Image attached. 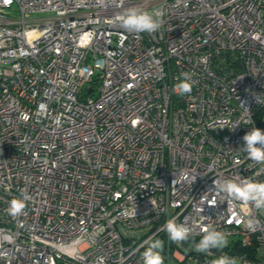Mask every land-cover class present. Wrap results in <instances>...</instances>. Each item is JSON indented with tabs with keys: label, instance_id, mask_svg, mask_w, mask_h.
<instances>
[{
	"label": "built area",
	"instance_id": "1",
	"mask_svg": "<svg viewBox=\"0 0 264 264\" xmlns=\"http://www.w3.org/2000/svg\"><path fill=\"white\" fill-rule=\"evenodd\" d=\"M137 5L163 10L154 35L110 22ZM182 72L194 85L181 96ZM252 127L264 0H0V264H142L149 237L164 264H264V210L210 193L213 179L264 181L239 150ZM172 217L228 246L172 243Z\"/></svg>",
	"mask_w": 264,
	"mask_h": 264
},
{
	"label": "clouds",
	"instance_id": "2",
	"mask_svg": "<svg viewBox=\"0 0 264 264\" xmlns=\"http://www.w3.org/2000/svg\"><path fill=\"white\" fill-rule=\"evenodd\" d=\"M163 16L164 12L161 9L147 10L137 5L116 13L110 22L126 32L137 35L146 33L152 36L166 23ZM177 81L173 90L178 95L182 96L191 93L194 81L188 72H182L177 77ZM243 141L244 146L239 150L246 153V158L253 162L250 167L261 166L256 175L264 174V130L252 127L243 136ZM177 180L173 183L177 182ZM210 193L223 195L230 201L242 202L255 209L264 210V181L257 180L254 177L213 179V189ZM29 198L27 193H22L21 197L12 198L6 211L13 217L20 216L23 214ZM212 205H215V203L213 202L210 206ZM200 211L202 212L203 209ZM126 215L136 217V207L131 213H126ZM163 230L172 243L178 246L188 244L197 253L209 256L212 255L213 249L222 251L229 243V234L217 230L213 225H208L198 230L187 223L178 222L176 217L167 219ZM197 235L200 236L198 241L195 239ZM143 245L142 264H164V256L162 255L164 241L162 239L149 237L143 241ZM96 264H105L104 257H98ZM211 264H237V260L227 254H222L213 259Z\"/></svg>",
	"mask_w": 264,
	"mask_h": 264
},
{
	"label": "rangeland",
	"instance_id": "3",
	"mask_svg": "<svg viewBox=\"0 0 264 264\" xmlns=\"http://www.w3.org/2000/svg\"><path fill=\"white\" fill-rule=\"evenodd\" d=\"M88 85H89V84L87 83V84H86V87H87ZM96 86H97V84L94 85L95 88H96ZM93 96H94V97L97 96V91H96V89H95V92H94V95H93Z\"/></svg>",
	"mask_w": 264,
	"mask_h": 264
}]
</instances>
